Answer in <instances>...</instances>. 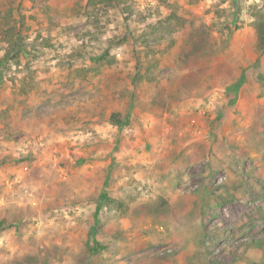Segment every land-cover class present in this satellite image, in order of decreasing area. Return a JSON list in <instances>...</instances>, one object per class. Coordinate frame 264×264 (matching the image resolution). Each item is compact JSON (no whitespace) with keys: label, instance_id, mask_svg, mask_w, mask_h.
<instances>
[{"label":"rangeland","instance_id":"1","mask_svg":"<svg viewBox=\"0 0 264 264\" xmlns=\"http://www.w3.org/2000/svg\"><path fill=\"white\" fill-rule=\"evenodd\" d=\"M262 4L0 0V264H264Z\"/></svg>","mask_w":264,"mask_h":264},{"label":"trees","instance_id":"2","mask_svg":"<svg viewBox=\"0 0 264 264\" xmlns=\"http://www.w3.org/2000/svg\"><path fill=\"white\" fill-rule=\"evenodd\" d=\"M111 1L115 7L122 8L123 14L125 11L126 14L132 13V1L133 0H107ZM250 16L252 17V28L255 35L254 41V50L258 55H264V4L261 6H254L250 9ZM157 11V10H156ZM163 22V21H161ZM169 23V22H168ZM159 24V22L157 23ZM161 24V23H160ZM24 23L23 20L17 21L13 18V9L8 6H3L0 9V40L2 44L5 46V53L3 56L2 62L7 61V59L12 60L15 63H18L19 57L23 53L26 48H33V49H43L46 48L48 45L47 41H43V43H26L24 41ZM150 40L144 39L142 40V48H149L151 45ZM106 55H101L99 58H104ZM103 120H106L108 123L115 125V126H124L127 123V120L121 121L119 119L118 114L110 113L108 117H104ZM101 203L99 204L102 206V202L106 201V194L101 195L99 199ZM98 205V209H99ZM88 249L90 253L97 252L98 249L103 248V246L99 245L97 241L94 239L92 240V246H89V240L87 242Z\"/></svg>","mask_w":264,"mask_h":264}]
</instances>
